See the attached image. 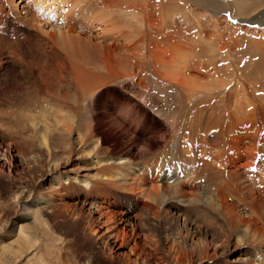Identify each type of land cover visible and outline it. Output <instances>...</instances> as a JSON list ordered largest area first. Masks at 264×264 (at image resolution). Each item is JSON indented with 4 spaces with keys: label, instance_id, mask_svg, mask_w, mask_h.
<instances>
[{
    "label": "bare ground",
    "instance_id": "1",
    "mask_svg": "<svg viewBox=\"0 0 264 264\" xmlns=\"http://www.w3.org/2000/svg\"><path fill=\"white\" fill-rule=\"evenodd\" d=\"M30 3L23 8L24 12L19 11L34 27L25 29L29 37L23 36V40L12 33L26 28L25 24H21L25 26L22 28L16 25L11 13L4 12L5 8L0 17V69L13 58L18 61L24 78L17 86L0 79V181L12 188L14 195H9V200H3L4 204L0 205V264H74L69 260L67 248H63L71 244L60 238L57 231L48 230L49 223L43 215L45 210L57 214L54 209L57 196L61 195L58 190L63 199L75 188L74 194L79 199L82 197L90 211L87 222L97 215V229H92L93 225L87 228L83 217L79 219L86 250L92 249L93 244L103 250L107 248L106 255L112 259L127 249L133 256L124 257L123 264H138L137 261L148 264L151 250L157 253L158 264H232L228 258L218 261L219 256L212 253L216 252L212 248L222 241L199 237L194 242L195 238L189 239L187 235L193 237L199 230L183 232L186 225L210 228L216 222H224L222 215L226 212L222 210L226 211L228 206L221 205L213 191L218 183L227 181L231 171L229 174L226 168L214 167L207 158L202 165L196 164V156L186 149L188 160L193 158V172L186 177L198 182V191L192 197L178 195L172 202L165 191L167 183L179 178V172H168L167 166L172 170L181 164L180 158H169L182 128L187 126L190 135L195 136L201 121H206L190 105L198 103L200 96L204 100L211 92L220 91L223 85L219 75L234 80L227 88L238 111L249 102L251 113L264 116V75L258 76L254 68L257 64L264 72V0H43L39 4L33 0ZM44 3H49L46 15L41 12ZM98 22L103 24L99 28L102 34L95 38L106 44L102 42L94 54L87 52L83 41L86 38L92 42L94 36L88 33ZM45 27L52 30L46 31ZM104 48L106 53H102ZM208 68L212 69L211 83L199 76ZM136 70L140 77L151 71L164 82L167 98L179 94L181 102L189 106V117L178 118L170 146L159 152L154 162L133 164L123 156L100 158L93 154L94 148L83 147L87 142L84 135L91 125L82 136L74 130L79 129L86 112L100 99L103 85H117L118 81L132 76L135 79ZM167 98L162 99L164 106L171 102ZM47 110H53L54 124L44 119ZM220 120L231 126L233 144L238 146L237 121L231 115ZM92 122L95 126L103 123L97 118ZM111 133H103V143ZM249 146L256 149L255 142ZM103 160L107 164L100 165ZM7 162L11 166L15 162L26 165L20 170L19 183L14 184L12 170L5 166ZM22 179L31 182V186L27 188ZM45 183L49 186H44ZM213 206L221 208V213L213 210ZM64 209L68 220L78 210L71 206ZM228 213L233 215L232 208ZM158 217L156 226L150 218ZM239 225L240 221L233 230L237 231ZM250 229L243 231L248 233ZM244 237L237 241L241 243ZM253 238L259 241L258 253L254 249L252 261L244 259L237 264H264V231L260 238ZM188 240L197 247L189 245ZM248 254L249 251L244 256Z\"/></svg>",
    "mask_w": 264,
    "mask_h": 264
},
{
    "label": "rangeland",
    "instance_id": "2",
    "mask_svg": "<svg viewBox=\"0 0 264 264\" xmlns=\"http://www.w3.org/2000/svg\"><path fill=\"white\" fill-rule=\"evenodd\" d=\"M5 1L6 0H4V2L0 0V11L2 12V8H5L4 12L11 13L16 21V25L21 28L24 26H21V24H25L26 26V28H23L21 31L18 28L12 34L14 35L16 33L15 35L21 38V40L24 39L23 36L29 37L26 31L27 29L30 30L34 28L32 26L33 23L25 14H21L19 11L24 12L25 9L23 8L31 4L30 2L33 0H18L16 3L9 0L5 3ZM42 1L43 0H37V4ZM48 6L49 3H44L42 5L41 12H44V15H46ZM1 12L0 17L4 15V13ZM43 22L55 24V21L52 20H45ZM98 23L95 24L97 27L92 28V31L90 30V33H88L94 36V38L92 37L93 40L91 39L92 42L82 37L87 52L89 51L94 54L97 53V49L101 48L103 42L101 39L95 38L102 34L99 28H102L103 24H101L102 22ZM58 25H61V22L57 23V26ZM13 28L16 27L13 26ZM45 28L46 31L52 30L50 27ZM98 33H100V35H97ZM103 43L106 44V42ZM101 50L102 53L107 52L106 48ZM116 52H119V49H116ZM99 56L100 53H98V57ZM8 60L9 62H5L0 69V79L9 80L11 86H17L24 81V78L20 74V65L18 61L13 58H9ZM1 63L2 61H0V64ZM254 68L258 76L264 75L263 70L258 68L257 64L254 65ZM262 68L264 69V65H262ZM136 71L137 75L135 79L132 76L120 82L118 81L117 85L112 83L103 85L99 92L100 99H98L96 104L90 107L86 112L83 119V121L86 119L85 123L82 121L79 129L74 130V132H78V134L80 133L82 136L86 128L91 125L90 131L84 135V140L87 142L83 147L86 150L94 148L93 154H98L97 156L100 158H118L123 156L129 158L133 164L145 160L154 162L156 160V155L170 146L172 136L174 131H176V121L178 118L187 119V117H189V106L181 102L179 94L174 95L172 99L169 97L167 98L164 82L155 78V75L151 71H148V73H145L141 77L138 76L140 72L138 70ZM194 74H196L197 77L199 75L198 73ZM211 74L212 69L208 68L205 74L199 76L200 78H207V82L211 83ZM219 79L222 81L223 85L219 92H211L207 99L205 96L204 100H202L200 96V101L198 103L190 105V108L198 109L200 117L206 121H201V125L198 127L195 136L190 135V129L184 126L181 130V132L183 131L181 136L175 139V148L171 149V158H169V160L180 158L178 162H181V164L178 163L180 166L174 169L172 168L173 171L170 169L171 166H167V169L168 172H179V178L176 179L175 182L172 180V183H167L168 188L165 192L167 196H169L168 199L173 202L176 201L178 195L192 197L194 191H198V182L188 180L186 177L193 172V165L191 162L193 158L191 161L188 160L185 154L186 149H188V151L191 149V153H189V151L187 154L189 153L192 156H196V164L202 165L207 158L209 159L208 162L212 163L214 167L218 169L226 168L229 174V171H231V174L226 179L227 181H225L224 184L218 183L213 191L215 199L220 200L221 205L226 203L228 206L226 211L222 210V212H226V215H222L224 217V222H216L215 225L210 228H196L194 225H191V227L186 225L183 232L186 233L189 229H192V232H197V230H199L203 236H200L198 232L194 233L193 237L189 234L187 235L189 239L195 238L194 242H197V238L199 237L201 240L222 241L218 246L212 248L213 251H216L212 253L219 256L217 259L218 261L228 258L232 264H237V262H243L244 259L248 261L253 260L256 248L259 246V241L255 242L253 237L258 236V238H260L261 233L264 231V199L262 196L264 194V116L262 114L255 115L251 113V111L248 110L250 105L249 102L246 104L245 109L238 111V107L235 106V102L233 101L231 91L227 88V86L234 83V80L224 79L221 75H219ZM262 82L264 84V79ZM206 93L208 92L206 91ZM258 94L262 95V91H259ZM163 96L167 98V101L171 100V102L165 106L162 100L164 98ZM239 100L238 104L240 103ZM51 114H53V110H47L44 114V119L50 122V124H54L55 115ZM227 115H231L235 119V122L237 121L236 124L238 125L239 134L237 136L239 139L238 146L233 144L235 136L233 132L230 131L231 126L224 124L220 120L221 117ZM94 118H97V120L103 123L99 124V126H95V123L92 122ZM208 119L215 120L207 122ZM108 131L112 132L111 136L103 143V133ZM191 138H193L192 144ZM254 142L256 149L249 146V144ZM77 162L78 161L75 163L77 164ZM15 164V166H11L10 163H5L6 168L12 170L14 184L20 182V170L26 167L23 163L21 166L17 162H15ZM104 164H107L106 160H103L100 165ZM237 167H239V169ZM238 171L239 173H237ZM26 180L27 179H22L21 182L29 188L31 182ZM129 182L134 181L131 180ZM44 186L49 185L45 183ZM11 189L12 188L7 187L5 183L0 181V205L4 204L2 203L3 200H9V195L14 196ZM58 191L61 195L57 196V201H55L57 203L54 209L56 210L54 213L57 214L52 215L50 213L53 212L52 210H45L43 218L49 223V231L50 228L57 231L56 233L59 234L60 238H65L71 244V247H63L67 248V255L71 263L123 264L121 260H123L124 257L133 256L127 249H123V251L116 253L114 258L111 259L106 255L107 248L103 250L95 244H93L92 249L86 250V243L83 241V236L80 231L81 222L79 219L83 217L87 228L90 229L93 225L94 228L92 229H97V215L94 214V221L91 220V222H87L86 217L90 216V211L88 210V206L83 203L82 197L79 199V197L77 198L78 195L74 194L77 192V188L71 191V195H64L63 199L62 192L60 190ZM205 195L209 196V193H205ZM160 203L164 205L162 201H160ZM75 204L77 206H74ZM64 206L65 208H67V206L78 208L76 214L71 218L77 221L68 220L66 218ZM230 208H232L233 215L228 213ZM212 209L221 213V208L213 206ZM159 217L160 219L163 218L162 216ZM159 217L157 220L155 218H150V221L157 226ZM232 217H235V220L232 221ZM180 219L182 221V226H184L185 219L183 216ZM238 221H240L238 230H233L236 228ZM222 226L226 227L223 228ZM247 227H251L248 233L243 231V229ZM155 229L157 230V227ZM243 235L245 236L244 240L239 243L237 240L239 238L243 239ZM108 243L111 244V242ZM187 243L194 248L197 247L196 244L191 243L189 240ZM181 246L183 248L184 244L182 243ZM247 251H249V254L244 256ZM151 253L150 257L152 259L148 264H158L157 253L153 250H151ZM137 263L147 264V262L142 261H137Z\"/></svg>",
    "mask_w": 264,
    "mask_h": 264
}]
</instances>
